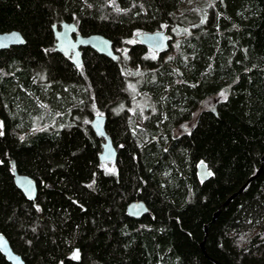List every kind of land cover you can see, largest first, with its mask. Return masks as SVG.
<instances>
[{
  "label": "trees",
  "instance_id": "trees-1",
  "mask_svg": "<svg viewBox=\"0 0 264 264\" xmlns=\"http://www.w3.org/2000/svg\"><path fill=\"white\" fill-rule=\"evenodd\" d=\"M183 2L0 0V32L24 38L0 52V234L25 264H264V0ZM63 21L129 47L126 61L83 48L74 67L54 51ZM145 32L170 34L168 52L149 57L133 40ZM127 69L141 72L144 116L115 112L132 100ZM47 109L62 116L41 125ZM94 115L118 151L111 169ZM11 161L35 181L34 201ZM137 200L149 209L139 220L125 213Z\"/></svg>",
  "mask_w": 264,
  "mask_h": 264
},
{
  "label": "water",
  "instance_id": "water-1",
  "mask_svg": "<svg viewBox=\"0 0 264 264\" xmlns=\"http://www.w3.org/2000/svg\"><path fill=\"white\" fill-rule=\"evenodd\" d=\"M51 29L54 38V51L70 58L74 67H79L82 64L81 49L83 48H89L95 53L105 56L112 61H117L119 58L111 40L101 34H76L77 26L74 23L65 21L59 24H54ZM137 39L139 44L155 52H166L169 49L170 40L168 34L165 32L140 33L137 36ZM23 43L24 38L18 31L0 32V52L7 50L10 47L21 46ZM106 120L107 118L105 115H94L89 121V127L95 137L101 139V150L98 154L99 163L115 164L118 151L111 137L105 130ZM263 161L264 155L260 159V162ZM10 168L13 183L16 188L22 193L26 200L34 201L37 196V186L35 181L27 175L19 174L15 169L13 161L10 162ZM260 171L261 167H259L257 171L245 181L237 193H234L227 198L220 207L227 205L232 198L242 192V190L259 175ZM196 175L200 182H204L209 178L210 172L205 163H199L196 166ZM148 212V207L141 200L132 201L128 203L125 208L126 215L135 220L141 219L148 214ZM218 213L219 210L213 215L212 222L216 219ZM204 232H206V226L204 227ZM200 247L203 250V243H201ZM0 254L5 258L8 264H25L23 259L11 249L9 242L2 234H0Z\"/></svg>",
  "mask_w": 264,
  "mask_h": 264
},
{
  "label": "rangeland",
  "instance_id": "rangeland-1",
  "mask_svg": "<svg viewBox=\"0 0 264 264\" xmlns=\"http://www.w3.org/2000/svg\"><path fill=\"white\" fill-rule=\"evenodd\" d=\"M214 1L215 0H184L183 8L187 9V8H190L191 6H194V5L199 6V4L202 6L210 5ZM177 40H178V37H175L176 42H177ZM117 50L121 53L120 60L124 63L126 61V56H125V50L126 49H117ZM148 56L152 57V54H149ZM164 57H167V55ZM125 73H126V75H128L130 77V79L128 80V84H127V91H128L129 97L132 100L130 103H125L124 105H120L119 107H117L115 109V112L119 113L122 110L127 108L128 113L135 115L137 112H139L142 116H144V114L146 112H149L153 108V106H152L151 102L140 93V89H139L140 86L139 85H141V84H140L139 80H140V73L141 72H139V70L127 69L125 71ZM214 101H215L214 97L206 100L205 102L202 103L201 109H206L207 107H211L210 105H212ZM61 114L62 113L60 111L53 112L52 110L47 109L46 121L43 122L41 125H44L45 123L52 124L53 122L54 123L58 122L60 116H62ZM189 122L185 123L184 125H181L180 128L178 127L176 129H174L173 132L176 134H180L182 131H184V128H182V126L188 127L189 124L190 125L192 124L193 120L192 121L190 120ZM0 132H1V127H0ZM103 165H104L105 169H111V166H112L111 163H104Z\"/></svg>",
  "mask_w": 264,
  "mask_h": 264
},
{
  "label": "flooded vegetation",
  "instance_id": "flooded-vegetation-1",
  "mask_svg": "<svg viewBox=\"0 0 264 264\" xmlns=\"http://www.w3.org/2000/svg\"><path fill=\"white\" fill-rule=\"evenodd\" d=\"M79 32H78V29H77V33L76 34H78ZM80 34V33H79ZM139 34H135V36H134V38H133V40L135 41V43H138L139 44V42H138V39H137V36H138ZM168 36H169V40H171V36H170V34H168ZM139 45H141V44H139ZM142 46V45H141ZM143 48H145V50L149 53V54H152V55H161V54H164V53H166V52H155V51H152V50H150V49H148V48H146V47H144V46H142ZM82 50L83 49H81V54H82ZM130 50H129V47L125 50V54H127L128 52H129ZM115 52L118 54V59H120L121 58V53L117 50V49H115ZM68 58V57H67ZM70 59V58H69ZM210 106H212V105H210ZM184 129H187V126H184Z\"/></svg>",
  "mask_w": 264,
  "mask_h": 264
},
{
  "label": "snow or ice",
  "instance_id": "snow-or-ice-1",
  "mask_svg": "<svg viewBox=\"0 0 264 264\" xmlns=\"http://www.w3.org/2000/svg\"><path fill=\"white\" fill-rule=\"evenodd\" d=\"M221 95H223V93H221ZM225 99H226V97H225ZM0 135H2V133H0ZM78 258H79V253L77 251L76 253H74L72 259H78Z\"/></svg>",
  "mask_w": 264,
  "mask_h": 264
}]
</instances>
